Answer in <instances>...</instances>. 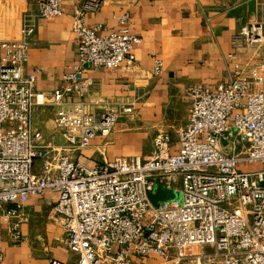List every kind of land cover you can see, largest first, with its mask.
Wrapping results in <instances>:
<instances>
[{"label":"built area","instance_id":"1","mask_svg":"<svg viewBox=\"0 0 264 264\" xmlns=\"http://www.w3.org/2000/svg\"><path fill=\"white\" fill-rule=\"evenodd\" d=\"M33 1L38 18L60 15L65 2ZM102 3L88 1L74 11L80 60L49 94L39 93L37 73L26 71L32 19L20 39L0 38V228L5 220L20 241L24 205L51 191L58 195L55 222L77 264H132L152 254L177 264H264V19L233 37L237 49L258 51V63L217 87H190V120L176 140L161 132L147 157L91 166L72 155L98 136L109 137L120 112L111 105L90 110L86 68L133 64L142 41L128 31L103 34L102 26H88L87 13ZM161 72L158 61L155 73ZM47 106L63 143L45 139L36 122ZM242 164L258 167L242 170ZM159 185L180 197L154 204L151 194Z\"/></svg>","mask_w":264,"mask_h":264},{"label":"crops","instance_id":"2","mask_svg":"<svg viewBox=\"0 0 264 264\" xmlns=\"http://www.w3.org/2000/svg\"><path fill=\"white\" fill-rule=\"evenodd\" d=\"M88 1L97 0H65L60 15L38 18L33 0H3L1 39H20L29 19L35 23L26 71L37 73L39 93L49 94L61 87L64 75L79 62L80 41L73 29V14ZM263 19L264 0H103L97 11L87 13V25L102 26L103 34L128 31L142 41L135 46L133 64L86 68L85 76L92 80L91 95L85 99L90 110L99 112L111 105L120 116L109 137H96L72 156L94 166L120 156H149L161 132L176 140L190 120V87H217L239 69L258 63V51L237 49L233 37L242 26ZM158 61L162 72L156 74ZM127 107L133 111L124 113ZM53 116V109L47 106L36 120L45 139L61 137ZM57 201V193L51 191L29 198L21 212L20 241L13 239L10 224L2 219L0 264H51L54 259L78 263L64 243L63 228L55 222ZM12 206L5 205L3 210ZM132 264L177 262L152 254L134 257Z\"/></svg>","mask_w":264,"mask_h":264},{"label":"water","instance_id":"3","mask_svg":"<svg viewBox=\"0 0 264 264\" xmlns=\"http://www.w3.org/2000/svg\"><path fill=\"white\" fill-rule=\"evenodd\" d=\"M179 192L174 189H169L163 185H159L155 193L151 194L154 204H159L162 200L178 197Z\"/></svg>","mask_w":264,"mask_h":264},{"label":"rangeland","instance_id":"4","mask_svg":"<svg viewBox=\"0 0 264 264\" xmlns=\"http://www.w3.org/2000/svg\"><path fill=\"white\" fill-rule=\"evenodd\" d=\"M56 142L63 143V138L62 137H58L57 140H56ZM257 167H258L257 164H253V165H250V164H242V165H240V169H242V170H253V169H256ZM178 185L179 184L177 183V186ZM178 197H180V193H179Z\"/></svg>","mask_w":264,"mask_h":264}]
</instances>
